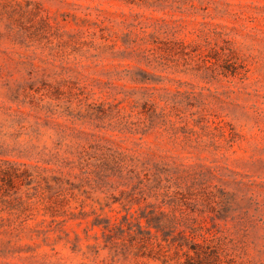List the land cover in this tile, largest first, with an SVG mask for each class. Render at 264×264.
<instances>
[{
	"label": "rangeland",
	"instance_id": "1",
	"mask_svg": "<svg viewBox=\"0 0 264 264\" xmlns=\"http://www.w3.org/2000/svg\"><path fill=\"white\" fill-rule=\"evenodd\" d=\"M144 104L165 115L146 134ZM47 159L85 168L56 222L38 203L0 235V264H264V0H0V160ZM148 159L183 180L172 191L198 179L220 197L187 221L219 232L222 262L121 228L161 204L128 178Z\"/></svg>",
	"mask_w": 264,
	"mask_h": 264
},
{
	"label": "trees",
	"instance_id": "2",
	"mask_svg": "<svg viewBox=\"0 0 264 264\" xmlns=\"http://www.w3.org/2000/svg\"><path fill=\"white\" fill-rule=\"evenodd\" d=\"M147 106L148 104H144V110L141 112L145 121L144 134L165 118L164 114L154 109V105ZM43 162L54 165L55 168L47 169L38 165L29 167L15 161L0 160V235L9 233L8 229L21 227L38 203L45 204V214L49 213L52 222H56L66 195L73 189L70 177L74 176L75 170L85 168L81 161L47 159ZM86 166L88 167L87 162ZM125 169L127 170V167L123 160L114 161V174L123 177ZM216 170L215 167L209 168L212 178H217L214 173ZM48 171L54 174L52 181L43 175ZM127 172L130 180H137L144 201L149 197L161 200V204L140 208V212L126 209V214L120 222L121 228L126 226L131 236L133 233L143 235L142 242L154 239L160 256L169 257L170 248L175 249L177 256L182 255L188 259H214L222 262V257L229 256L222 237L218 235L220 230L217 229L216 233L211 227L197 222L196 219L192 223L187 221L191 217L188 212L190 206L202 204L212 212L217 211L216 206L220 211L226 210L216 192L204 186L197 178L199 185L203 186L202 189L194 188L193 184L187 185L186 190L178 186V190L172 191L173 183L183 180L176 177L166 163L154 162L151 159L141 162L140 168L134 164ZM105 173V170L95 172L99 182ZM183 179L187 181L186 178ZM87 180L89 181L88 177ZM165 207L169 210H165ZM94 226L99 227L104 233L111 231L112 228V224L106 222H96Z\"/></svg>",
	"mask_w": 264,
	"mask_h": 264
}]
</instances>
